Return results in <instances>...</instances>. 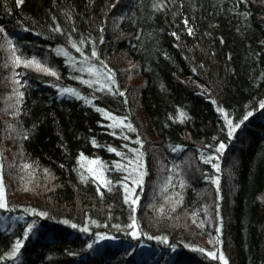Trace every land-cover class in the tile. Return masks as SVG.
<instances>
[{
	"label": "trees",
	"instance_id": "1",
	"mask_svg": "<svg viewBox=\"0 0 264 264\" xmlns=\"http://www.w3.org/2000/svg\"><path fill=\"white\" fill-rule=\"evenodd\" d=\"M0 26V264H264V0H0Z\"/></svg>",
	"mask_w": 264,
	"mask_h": 264
},
{
	"label": "snow or ice",
	"instance_id": "2",
	"mask_svg": "<svg viewBox=\"0 0 264 264\" xmlns=\"http://www.w3.org/2000/svg\"><path fill=\"white\" fill-rule=\"evenodd\" d=\"M20 2H21V0H16L17 5H19ZM156 6H157V5H153V7H156ZM185 23H186V21H185ZM57 30H59V26H57ZM2 31H3V27L0 26V32H2ZM173 35H175V33H173ZM7 44H8L9 49L12 50L13 57H14V60H15L16 63H22V64H25V65H28V66H35V67H36L37 69H39V70H42V71H45V72H49V73H51L52 75H56V73H55L51 68H48V67H46V66L40 64L39 62L35 61L34 58L31 59V60H21L19 56H16V55H15V48H14V46L12 45L11 41H7ZM72 46H73V47H76V44H73ZM65 54L67 55L68 53H65ZM95 55H96V51H95V49H93V51H92V56H95ZM94 67H95V66H91V67H89V68L86 69V70H87V71H90V72H93V71H94ZM82 70H85V69H82ZM110 75H111V74H110ZM78 78H79V77H78ZM96 82H97V83H101L100 80H97ZM84 83L87 84V83H89V81H88V80H84ZM112 83H115V81L113 80ZM103 87L107 89V88L110 87V85H109L108 83H103ZM60 91H61L62 93H64V92H69V93H72V94H74V95L79 96V93L75 92L74 89H70V88H62ZM18 95H19V96H22L23 93H22V92H21V93H18ZM85 102H86V103H91V100H87V99H86ZM260 106H261L262 108H264V100H261V101H260ZM218 110L221 111V112L224 111L222 108H221V109H218ZM99 111H101V112H102L103 114H105V115H108L109 117H111V118L114 120V124H113L114 127L117 126V124H116L115 122H119L120 124H123V118H121V117H114L111 113H108V112H107L106 110H104V109H99ZM251 114H252L251 112H247V113L245 114V116H244V119H247V117L250 116ZM12 115H15V113H12ZM181 115H183V113H181ZM177 118L179 119L180 117H177ZM225 120H226L227 125H228V128H227V135H228V137H232L233 132L235 131V129L239 127V122H237V123L234 124V123L232 122V120H231L228 116H225ZM127 126L130 127L131 125L129 124V125H127ZM114 134H115V133H114ZM137 139H139V138H137ZM140 142L142 143V141H140ZM93 143H95L94 140H93ZM177 147H179V145H178ZM224 148H225V144H224L223 142H220V143L217 145V149H218V151H220V152H222V151L224 150ZM109 150H110V151H113V152L116 151L115 148H111V147L109 148ZM133 151H135V149H133ZM212 155L215 156L216 153H213ZM139 157H140V154L138 153L136 159H139ZM77 159H78V160H81V161H85V162H88V161H89V158H88V157H85L83 153H80V155L78 156ZM201 159H202V160H207L208 158H207V157H204V156H201ZM98 161H99V158L97 157V158H95L94 161H91V162H92V163H96V162H98ZM81 166L84 167L85 165H81ZM25 167H28V165L25 164ZM212 167H213V168H216V169L219 171V165H218L217 163L212 164ZM100 168L102 169V162H101V164H100ZM45 171H47V170H45ZM88 171H89L92 175H94V176L96 177V179L100 180L101 183H104V184H107V183H108V181L106 180V178H105L102 174H98V169H94V168L89 167V168H88ZM133 171L136 172V171H138V169H135V168H134ZM144 174H145L144 171H142V170L138 171V175H139V177H141V179H132V184H133V185H136V184L142 183V182H143V181H142V177L144 176ZM80 178H81V179H84L85 177H84V175H81ZM130 178H131V177H130ZM211 179H212L213 183L217 184V199H219V187H218V184H219V177H218V176H215V177H211ZM118 183H122V182H118ZM181 183H183V182H181ZM128 191H129L128 186L125 185V192L127 193ZM129 199H131V198H130L129 196L126 195V196H125V201L127 202ZM136 199H138V198H136ZM136 199H131V203H132L133 206L136 204ZM6 207H7V204H6V201H5L4 186H3V183L0 182V209L6 208ZM216 207L219 208V205H217ZM133 210H134V209H133ZM31 211H32V212H36V209H31ZM39 215H40V216H47V213H46V212H40ZM217 215H219L218 212H217ZM131 220H132V224H131V226H130V227H131V235H132L133 237H137V236L142 235V233H141L140 231L137 230V227H136L137 221H136L134 215L131 217ZM64 223H65V224H68V223H70V222H69L68 220H65ZM92 223H96V221L93 220ZM72 227H73V228H78V227H80V226H79V225H76V224H72ZM33 228H34V224H33V223H28L27 226L23 228V236H24V237L29 236V234H30V232L33 230ZM88 230H89V229L87 228V225H85V226H84V231H88ZM217 232H219V228H218V227H217ZM105 235H106L105 233H96V239H97V240H100V239H102ZM144 235H146V233H144ZM153 239H156V240H163L165 243H166L167 240H168V238H167L166 236H164V237H161V236H155V237H153ZM23 243H24V240H23V239L17 238V239L15 240V242H14V243L12 244V246H11V250L8 251V252H5L3 256H0V259H4L5 257H14V256H16L17 253L19 252L21 246L23 245ZM91 244H92V242L90 241L88 246L91 247ZM173 247H175V245H173ZM192 247H195V246H192ZM199 251H200V252H205V249L200 248ZM207 255H208L209 257H214V256H215V251H208V252H207ZM220 259H221V260H224L223 253L220 254ZM224 264H227V261H224Z\"/></svg>",
	"mask_w": 264,
	"mask_h": 264
},
{
	"label": "rangeland",
	"instance_id": "3",
	"mask_svg": "<svg viewBox=\"0 0 264 264\" xmlns=\"http://www.w3.org/2000/svg\"><path fill=\"white\" fill-rule=\"evenodd\" d=\"M87 72V74L90 76V75H96L97 74V76L99 77V78H102V76H103V73L101 72V71H98V70H96V72H95V70L93 71V72H90V71H86ZM14 87H15V84L13 85ZM212 251H214V250H212ZM219 255V257H220V254L221 253H215V255ZM222 261H224V260H222Z\"/></svg>",
	"mask_w": 264,
	"mask_h": 264
}]
</instances>
